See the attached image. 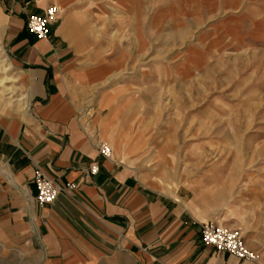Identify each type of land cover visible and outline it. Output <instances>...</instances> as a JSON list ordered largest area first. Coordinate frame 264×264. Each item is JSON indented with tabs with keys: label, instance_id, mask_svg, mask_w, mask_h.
<instances>
[{
	"label": "crops",
	"instance_id": "crops-1",
	"mask_svg": "<svg viewBox=\"0 0 264 264\" xmlns=\"http://www.w3.org/2000/svg\"><path fill=\"white\" fill-rule=\"evenodd\" d=\"M51 6L56 20L37 40L26 19ZM120 8L129 9L123 23L151 29L170 17L153 13V0H0L3 73L10 70L16 91L10 98V86L0 90V264H264L201 243V226L215 214L144 180L118 143L120 114L84 124L86 106L97 111L115 99L101 88L136 54L110 49L111 31L100 36L99 26L121 24L113 15ZM104 139L109 159L97 151ZM36 169L74 189L38 206Z\"/></svg>",
	"mask_w": 264,
	"mask_h": 264
},
{
	"label": "rangeland",
	"instance_id": "rangeland-1",
	"mask_svg": "<svg viewBox=\"0 0 264 264\" xmlns=\"http://www.w3.org/2000/svg\"><path fill=\"white\" fill-rule=\"evenodd\" d=\"M153 6L170 17L152 29L123 23L127 8L113 10L121 24L99 26L100 36L111 31L110 49L136 54L101 88L117 94L110 107L96 111L89 104L84 124L101 112L104 120L120 114L118 143L144 180L213 211L264 258V0H153ZM4 27L0 90L10 86L12 98L15 82L5 79L10 70L3 73Z\"/></svg>",
	"mask_w": 264,
	"mask_h": 264
},
{
	"label": "built area",
	"instance_id": "built-area-1",
	"mask_svg": "<svg viewBox=\"0 0 264 264\" xmlns=\"http://www.w3.org/2000/svg\"><path fill=\"white\" fill-rule=\"evenodd\" d=\"M57 9L48 7L40 16L32 15L26 19L25 28L37 40L47 38L49 25L56 20ZM97 151L104 159H109L111 149L104 143H99ZM96 167L90 168V174H95ZM33 186L36 191L35 202L38 206L51 205L61 193H67L74 189L73 184L61 187L50 180L43 172L36 169L33 175ZM201 243L205 247L213 248L216 252L227 254L238 261L254 263L257 260L256 253L249 249L238 230L226 228L217 221H209L201 226Z\"/></svg>",
	"mask_w": 264,
	"mask_h": 264
}]
</instances>
